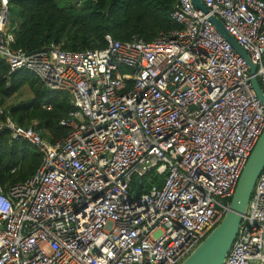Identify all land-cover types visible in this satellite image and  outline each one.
<instances>
[{
	"label": "built area",
	"instance_id": "2783aa9c",
	"mask_svg": "<svg viewBox=\"0 0 264 264\" xmlns=\"http://www.w3.org/2000/svg\"><path fill=\"white\" fill-rule=\"evenodd\" d=\"M201 1L207 13L176 0L174 26L151 41L107 34L101 48L26 51L12 46L0 0V61L73 107L55 142L0 122L41 154L29 178L0 185V264H180L222 220L264 103L209 17L247 53L264 94V0ZM222 264H264V170Z\"/></svg>",
	"mask_w": 264,
	"mask_h": 264
},
{
	"label": "trees",
	"instance_id": "16d2710c",
	"mask_svg": "<svg viewBox=\"0 0 264 264\" xmlns=\"http://www.w3.org/2000/svg\"><path fill=\"white\" fill-rule=\"evenodd\" d=\"M176 0H9V24L14 34L12 46L34 51L59 45L66 51H81L105 46V35L129 41H151L161 31L171 29L170 13ZM23 86L32 93L30 103L16 102L4 108L5 99L16 97ZM48 106L49 108H46ZM0 107L3 114L20 126L34 127L50 142L70 131L60 121L73 107L65 91L48 89L29 70L9 74L0 61ZM41 161V154L26 140H11L7 129L0 132V185L4 190L29 178Z\"/></svg>",
	"mask_w": 264,
	"mask_h": 264
},
{
	"label": "water",
	"instance_id": "95a60500",
	"mask_svg": "<svg viewBox=\"0 0 264 264\" xmlns=\"http://www.w3.org/2000/svg\"><path fill=\"white\" fill-rule=\"evenodd\" d=\"M194 6L207 13L208 10L201 0H193ZM221 35L240 53L249 64L252 87L261 102L264 94L257 77L256 66L251 63L247 53L237 44L235 39L226 31L222 22L215 16L209 17ZM264 170V129L256 141L248 159L241 171L234 192L230 199L229 209L222 220L208 233L198 246L180 264H222L237 237L242 215L251 198L255 183ZM140 186L134 190L137 194Z\"/></svg>",
	"mask_w": 264,
	"mask_h": 264
},
{
	"label": "rangeland",
	"instance_id": "374dc122",
	"mask_svg": "<svg viewBox=\"0 0 264 264\" xmlns=\"http://www.w3.org/2000/svg\"><path fill=\"white\" fill-rule=\"evenodd\" d=\"M32 98V93L31 90L29 89V87L25 86L23 87V89H20L19 94L14 97V101L15 102H22L23 104L27 105L30 103V100ZM12 102V100L10 101V103Z\"/></svg>",
	"mask_w": 264,
	"mask_h": 264
},
{
	"label": "crops",
	"instance_id": "0c3cea01",
	"mask_svg": "<svg viewBox=\"0 0 264 264\" xmlns=\"http://www.w3.org/2000/svg\"><path fill=\"white\" fill-rule=\"evenodd\" d=\"M23 87H25V86H23ZM23 87L21 89H23ZM11 100H12V102L10 103ZM14 100H15L14 97H11L9 99H5L2 103V107L6 108V107L10 106L11 104L16 103Z\"/></svg>",
	"mask_w": 264,
	"mask_h": 264
}]
</instances>
